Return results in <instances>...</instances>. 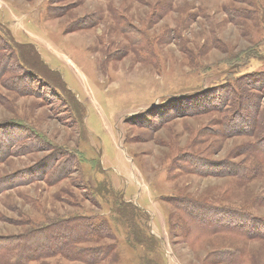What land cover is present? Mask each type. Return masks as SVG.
Wrapping results in <instances>:
<instances>
[{
	"label": "rangeland",
	"instance_id": "374dc122",
	"mask_svg": "<svg viewBox=\"0 0 264 264\" xmlns=\"http://www.w3.org/2000/svg\"><path fill=\"white\" fill-rule=\"evenodd\" d=\"M51 1L0 0L53 71L0 83V236L95 215L119 264H264V120L229 100L264 72V0Z\"/></svg>",
	"mask_w": 264,
	"mask_h": 264
},
{
	"label": "trees",
	"instance_id": "16d2710c",
	"mask_svg": "<svg viewBox=\"0 0 264 264\" xmlns=\"http://www.w3.org/2000/svg\"><path fill=\"white\" fill-rule=\"evenodd\" d=\"M57 1H51L53 10H56L54 4ZM54 16L60 15L55 14ZM88 23H91V21ZM92 24L93 22L87 25L83 20V24L78 25L75 29L82 30L94 26ZM17 71L23 72L24 74L19 76L15 73ZM51 72L53 73L45 61H43L35 44L27 43L19 45L13 35L9 33L6 26L0 22L1 84L14 90L15 93L18 91L22 95V91L19 88L12 86L13 78H18L19 81H22L24 76L31 78L32 73H36L41 78L49 80V76L47 75ZM256 78H258L256 83L260 84L257 87L258 90L264 92V83L261 84L260 80V78L264 79V72L254 73L248 76L245 74L238 80L237 89H232L231 92L228 91L234 97L233 99L229 96V100L233 101V103H235L234 100L236 97L239 99L238 102L236 101V104L244 97H247L253 103V114L249 113L248 115L254 120V129H257L258 121L264 120L262 97H258V94H250L246 86L252 80L256 81ZM37 79L39 80L38 77H36ZM50 83H53V79ZM19 85L25 86V83L21 82ZM227 87L231 88V85ZM56 88L61 90L64 87L62 85L56 86ZM61 91L64 94L62 99L64 102L69 104L76 102L71 92ZM39 94L37 96L44 97V94ZM52 95L58 96L57 92L52 93ZM240 109L243 110V106ZM240 109L237 107L236 111L238 112ZM234 113L233 115H226V118H233ZM261 134H264V132ZM72 158L75 163L78 162L77 157L73 156ZM126 205L135 212H143L139 206L132 202H128ZM116 210L118 216L128 218L126 211H123L121 207H118ZM182 210L184 211L183 207ZM71 215L62 216L57 218L58 220L45 224H37L36 226L33 224V227L19 236H0V264H30L32 261L41 260L45 257H55L57 255L64 256L73 261H81L85 264H119L117 245L114 242L115 235L111 230L112 226L109 221L98 218L95 215ZM142 242L147 243L144 239Z\"/></svg>",
	"mask_w": 264,
	"mask_h": 264
}]
</instances>
